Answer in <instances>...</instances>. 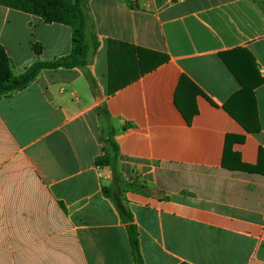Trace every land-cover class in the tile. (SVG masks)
I'll use <instances>...</instances> for the list:
<instances>
[{
  "label": "crops",
  "instance_id": "obj_1",
  "mask_svg": "<svg viewBox=\"0 0 264 264\" xmlns=\"http://www.w3.org/2000/svg\"><path fill=\"white\" fill-rule=\"evenodd\" d=\"M261 4L89 0L98 91L81 70L59 68L0 97V264H134L111 169L95 165L100 104L143 264H264ZM71 39L67 25L0 5V46L15 75L67 56ZM226 63L262 83L230 103L241 87ZM182 79L194 93L189 123L175 104ZM226 137L255 172L222 166Z\"/></svg>",
  "mask_w": 264,
  "mask_h": 264
},
{
  "label": "trees",
  "instance_id": "obj_2",
  "mask_svg": "<svg viewBox=\"0 0 264 264\" xmlns=\"http://www.w3.org/2000/svg\"><path fill=\"white\" fill-rule=\"evenodd\" d=\"M88 3L89 0H0L1 6L38 16L45 23H60L67 25L72 30L71 51L67 56L52 61H35L28 69L19 75H15L12 72L11 61L6 55L4 49L0 46V97L25 88L44 69L59 68H76L81 70L91 93L94 94L98 91V85L90 71V65L92 58L98 49L99 42L96 35V27L90 15ZM261 7L262 10H264V4H261ZM34 50L36 53H39L40 46L35 45ZM227 66L236 76L241 87L238 94L232 97V101L230 100V103L235 102L237 97L262 83V80L258 79L247 84L235 74L234 70L228 64ZM193 94L194 93L190 90L189 82L182 79L178 86L175 104L187 123H189L192 116L196 114L195 107L190 106L189 104ZM230 103H228L224 109L241 123L240 118L229 108ZM96 112L101 120H105L106 126L105 128H101V139L104 143L103 154L95 159V165L109 167L111 169L115 185V193L113 192L114 195L110 197L114 201L116 209L118 210L123 222L126 224L134 264H143L138 248L137 230L135 225L132 224V215L123 205L121 200V194L124 193L125 186L120 179L117 169L118 151L113 138L110 117L104 104H100L96 108ZM262 154H264V152L259 151L258 157L261 158ZM222 166L230 170H240L246 172L256 171L255 167L241 163L239 156L231 151L230 137H226ZM103 190L104 193L107 194V189L103 188Z\"/></svg>",
  "mask_w": 264,
  "mask_h": 264
}]
</instances>
